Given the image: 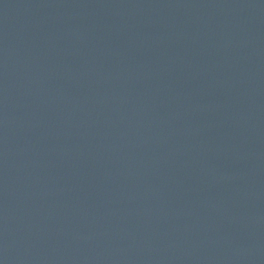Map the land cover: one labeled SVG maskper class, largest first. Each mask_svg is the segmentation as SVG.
I'll return each mask as SVG.
<instances>
[{"label":"water","instance_id":"1","mask_svg":"<svg viewBox=\"0 0 264 264\" xmlns=\"http://www.w3.org/2000/svg\"><path fill=\"white\" fill-rule=\"evenodd\" d=\"M0 264H264V0H0Z\"/></svg>","mask_w":264,"mask_h":264}]
</instances>
